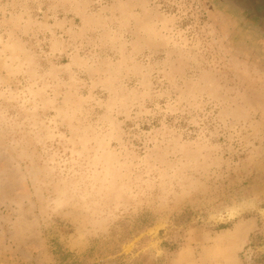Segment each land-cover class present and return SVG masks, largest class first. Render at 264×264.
<instances>
[{"label":"clouds","instance_id":"obj_1","mask_svg":"<svg viewBox=\"0 0 264 264\" xmlns=\"http://www.w3.org/2000/svg\"><path fill=\"white\" fill-rule=\"evenodd\" d=\"M0 264H264V0H0Z\"/></svg>","mask_w":264,"mask_h":264}]
</instances>
